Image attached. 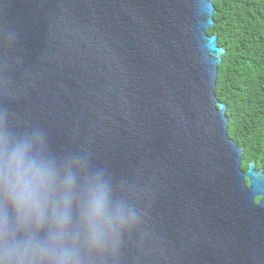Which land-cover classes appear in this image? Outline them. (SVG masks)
Here are the masks:
<instances>
[{
    "label": "water",
    "instance_id": "95a60500",
    "mask_svg": "<svg viewBox=\"0 0 264 264\" xmlns=\"http://www.w3.org/2000/svg\"><path fill=\"white\" fill-rule=\"evenodd\" d=\"M213 2L0 0V107L90 152L144 214L109 264H264V174L215 95Z\"/></svg>",
    "mask_w": 264,
    "mask_h": 264
},
{
    "label": "clouds",
    "instance_id": "9594fccd",
    "mask_svg": "<svg viewBox=\"0 0 264 264\" xmlns=\"http://www.w3.org/2000/svg\"><path fill=\"white\" fill-rule=\"evenodd\" d=\"M143 215L90 152L0 107V264H109Z\"/></svg>",
    "mask_w": 264,
    "mask_h": 264
},
{
    "label": "trees",
    "instance_id": "16d2710c",
    "mask_svg": "<svg viewBox=\"0 0 264 264\" xmlns=\"http://www.w3.org/2000/svg\"><path fill=\"white\" fill-rule=\"evenodd\" d=\"M214 25L223 49L215 95L226 105L227 135L243 147L241 169L264 174V0H214Z\"/></svg>",
    "mask_w": 264,
    "mask_h": 264
},
{
    "label": "flooded vegetation",
    "instance_id": "af4514ba",
    "mask_svg": "<svg viewBox=\"0 0 264 264\" xmlns=\"http://www.w3.org/2000/svg\"><path fill=\"white\" fill-rule=\"evenodd\" d=\"M258 199H256V201H257Z\"/></svg>",
    "mask_w": 264,
    "mask_h": 264
}]
</instances>
